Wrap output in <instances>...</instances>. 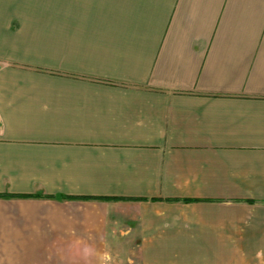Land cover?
I'll list each match as a JSON object with an SVG mask.
<instances>
[{
	"label": "crops",
	"instance_id": "1",
	"mask_svg": "<svg viewBox=\"0 0 264 264\" xmlns=\"http://www.w3.org/2000/svg\"><path fill=\"white\" fill-rule=\"evenodd\" d=\"M6 193L0 264H260L264 0H0Z\"/></svg>",
	"mask_w": 264,
	"mask_h": 264
},
{
	"label": "rangeland",
	"instance_id": "2",
	"mask_svg": "<svg viewBox=\"0 0 264 264\" xmlns=\"http://www.w3.org/2000/svg\"><path fill=\"white\" fill-rule=\"evenodd\" d=\"M239 237V236H238ZM231 243L240 244L239 247H235L234 249L238 250L235 254L238 257L244 258H255L260 259V264H264V246H244L242 245V241H239L237 238L230 241ZM112 249V250H111ZM111 250V259L112 261L101 263V264H142L141 256L139 255V247H116L110 248ZM234 255V256H235Z\"/></svg>",
	"mask_w": 264,
	"mask_h": 264
},
{
	"label": "trees",
	"instance_id": "3",
	"mask_svg": "<svg viewBox=\"0 0 264 264\" xmlns=\"http://www.w3.org/2000/svg\"><path fill=\"white\" fill-rule=\"evenodd\" d=\"M0 198H43V199H49L50 197L48 196H14V195H10V194H0Z\"/></svg>",
	"mask_w": 264,
	"mask_h": 264
}]
</instances>
